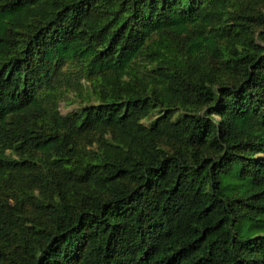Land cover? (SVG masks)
Returning a JSON list of instances; mask_svg holds the SVG:
<instances>
[{"label": "trees", "instance_id": "obj_1", "mask_svg": "<svg viewBox=\"0 0 264 264\" xmlns=\"http://www.w3.org/2000/svg\"><path fill=\"white\" fill-rule=\"evenodd\" d=\"M0 264H264V0H0Z\"/></svg>", "mask_w": 264, "mask_h": 264}, {"label": "rangeland", "instance_id": "obj_2", "mask_svg": "<svg viewBox=\"0 0 264 264\" xmlns=\"http://www.w3.org/2000/svg\"><path fill=\"white\" fill-rule=\"evenodd\" d=\"M72 108H75V105L74 106H65V105H61L60 106V112L62 115H65L67 112H69ZM145 125L149 124V121H143Z\"/></svg>", "mask_w": 264, "mask_h": 264}]
</instances>
